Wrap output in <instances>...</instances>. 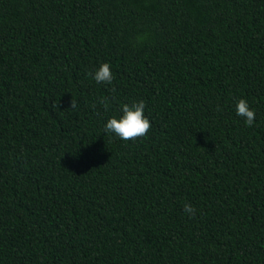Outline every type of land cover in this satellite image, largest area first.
<instances>
[{
	"label": "trees",
	"instance_id": "obj_1",
	"mask_svg": "<svg viewBox=\"0 0 264 264\" xmlns=\"http://www.w3.org/2000/svg\"><path fill=\"white\" fill-rule=\"evenodd\" d=\"M0 264H264V0H0Z\"/></svg>",
	"mask_w": 264,
	"mask_h": 264
},
{
	"label": "clouds",
	"instance_id": "obj_2",
	"mask_svg": "<svg viewBox=\"0 0 264 264\" xmlns=\"http://www.w3.org/2000/svg\"><path fill=\"white\" fill-rule=\"evenodd\" d=\"M143 37H137L140 42ZM91 78L98 84H111L114 77L111 71V66L108 62H102L93 71L88 73ZM111 101L107 97L99 99V104L107 111ZM58 107V103L53 105ZM76 102L74 99L70 101V108H75ZM146 104L144 100L133 102L132 104L124 103L121 105V115L111 116L107 119L104 125L105 133H112L121 140H137L148 134L152 125L150 120L144 115ZM236 114L244 118L245 126L251 127L255 121V111L250 108L248 102L244 98H240L235 103ZM183 210L192 217L196 214L197 209L190 203H185Z\"/></svg>",
	"mask_w": 264,
	"mask_h": 264
}]
</instances>
